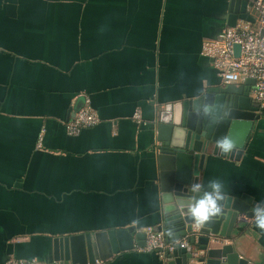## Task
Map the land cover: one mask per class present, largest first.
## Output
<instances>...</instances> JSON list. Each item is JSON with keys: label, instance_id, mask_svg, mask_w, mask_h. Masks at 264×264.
<instances>
[{"label": "crops", "instance_id": "0c3cea01", "mask_svg": "<svg viewBox=\"0 0 264 264\" xmlns=\"http://www.w3.org/2000/svg\"><path fill=\"white\" fill-rule=\"evenodd\" d=\"M228 14L229 0H0V264H47L56 237L159 225L151 124L159 108L225 87L202 49ZM85 98L101 122L70 137ZM213 182L264 212V116L239 162H206L200 188ZM239 227L242 255L264 264L256 217ZM136 248L101 263L168 264Z\"/></svg>", "mask_w": 264, "mask_h": 264}, {"label": "water", "instance_id": "95a60500", "mask_svg": "<svg viewBox=\"0 0 264 264\" xmlns=\"http://www.w3.org/2000/svg\"><path fill=\"white\" fill-rule=\"evenodd\" d=\"M248 7L247 0H229L227 27L235 28L238 21L254 24ZM240 50L239 45L234 47L236 57L240 56ZM245 84L240 89L208 88L199 96L168 104L157 110L151 124L162 193L160 223L154 230L164 233L168 241L188 238L190 244L168 253L165 257L168 264H256L242 255L239 235L244 231L239 225L254 219L262 208L252 197L219 193L220 211L207 221L197 223L189 214L191 204L205 193H213L200 188L206 162L211 158L239 162L248 148L255 123L264 116V106L251 96L254 80ZM224 138L233 144L228 152L217 146ZM215 239L230 243L225 245ZM145 240V234H137L132 226L56 237L52 260L47 264L105 263L120 253L134 250L135 242L138 247H145Z\"/></svg>", "mask_w": 264, "mask_h": 264}, {"label": "built area", "instance_id": "2783aa9c", "mask_svg": "<svg viewBox=\"0 0 264 264\" xmlns=\"http://www.w3.org/2000/svg\"><path fill=\"white\" fill-rule=\"evenodd\" d=\"M249 9L254 13L255 23L244 22L235 28H226L218 39L203 43V56L211 59L219 71L223 85L231 86L254 80L252 97L264 106V0H247ZM239 45L240 56H235L234 47ZM84 105L67 121L65 129L70 137H77L85 129L97 126L101 120L97 112L91 107L89 99H84ZM134 120L141 124L139 112ZM145 234V247L136 250L142 253H157L165 258L177 247H189L188 238L179 241H168L164 233L156 232L153 228L142 231ZM218 243L224 240L215 239ZM16 242V241H15ZM6 264H44L37 260L9 259ZM96 264H102L96 262Z\"/></svg>", "mask_w": 264, "mask_h": 264}, {"label": "clouds", "instance_id": "9594fccd", "mask_svg": "<svg viewBox=\"0 0 264 264\" xmlns=\"http://www.w3.org/2000/svg\"><path fill=\"white\" fill-rule=\"evenodd\" d=\"M217 146L223 152H228L233 148L232 142H230L227 138H224L222 141H218ZM210 186L215 195H213V193H205L202 199L189 206V214L197 223H203L207 221L211 216L220 211V209L217 207V200L221 198L219 196L220 185L213 182ZM256 226L264 231V212H257Z\"/></svg>", "mask_w": 264, "mask_h": 264}]
</instances>
